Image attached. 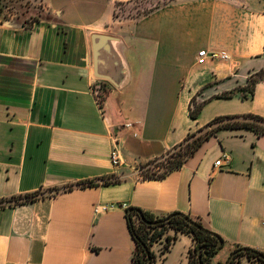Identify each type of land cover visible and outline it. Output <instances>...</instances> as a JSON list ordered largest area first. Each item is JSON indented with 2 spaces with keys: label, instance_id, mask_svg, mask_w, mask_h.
<instances>
[{
  "label": "crops",
  "instance_id": "crops-1",
  "mask_svg": "<svg viewBox=\"0 0 264 264\" xmlns=\"http://www.w3.org/2000/svg\"><path fill=\"white\" fill-rule=\"evenodd\" d=\"M26 1L39 20L28 25L36 11L0 20V199L45 196L0 206V264H133L129 205L180 211L220 235L209 264L237 245L264 252V135L221 128L163 178L127 174L216 116L264 117V80L246 98L238 89L264 70V0H167L137 16L116 15L133 0ZM201 49L228 59L199 60ZM102 84L100 106L92 89ZM193 98L202 102L195 118ZM108 176L121 181L76 185ZM193 245L190 233L169 228L152 242L151 264H190Z\"/></svg>",
  "mask_w": 264,
  "mask_h": 264
},
{
  "label": "trees",
  "instance_id": "trees-1",
  "mask_svg": "<svg viewBox=\"0 0 264 264\" xmlns=\"http://www.w3.org/2000/svg\"><path fill=\"white\" fill-rule=\"evenodd\" d=\"M11 0H0V20H7L5 14V8H10L8 2ZM41 17L39 11L31 13L28 18V25L39 20ZM264 80V70H259L248 77V82L245 86L239 87V90L244 91L242 94L243 98L251 96L253 94V89L256 81ZM102 91L108 92V89L104 84L101 85ZM105 93V95H106ZM232 92L223 93L221 96L229 97ZM105 95L101 96V104L104 101ZM195 103V105H194ZM194 106V107H193ZM202 106V102H195V99H191L189 105V116L195 118L199 113ZM221 128H247L253 130L258 135H264V117L258 114L245 113V114H227L219 115L208 121L202 127L189 133L187 137L178 145L171 148L164 154L158 157H154L147 161L150 165H160L162 170L155 171L151 168L143 169L141 174V179H159L163 178L171 170L179 168L184 160L191 155L200 144L215 134L217 130ZM192 138V139H191ZM173 149H176L175 151ZM145 167V166H144ZM121 181L120 177L108 176L101 179L100 182L94 180H84L77 183V186H96L98 184L109 185L114 183H119ZM74 185L65 186L61 190H69ZM60 189L50 190L52 194H55ZM45 196V192L41 190L34 191L23 196L17 195L12 196L7 199H0V206L5 203H25L37 200ZM125 216L127 219L128 228L135 241V248L133 250V264H147V261L154 259V253L150 246L153 241L160 237L166 230L172 228L175 232H186L190 233L194 240L193 247L189 250V262L190 264H199V258L197 255V250L201 247L200 259L202 264H209L210 258L213 256L223 244V240L220 235L207 229L202 225L199 220L193 219L187 214L180 211H172L165 215H156L152 212L141 209L140 207L129 205L125 207ZM173 237L166 236V247L169 241ZM221 240L222 243L217 246L218 241ZM234 253L230 264H236V262L241 257H247L251 259L254 264H264V252L248 246L237 245L231 251L230 255ZM229 255V256H230ZM216 263V264H225Z\"/></svg>",
  "mask_w": 264,
  "mask_h": 264
},
{
  "label": "rangeland",
  "instance_id": "rangeland-1",
  "mask_svg": "<svg viewBox=\"0 0 264 264\" xmlns=\"http://www.w3.org/2000/svg\"><path fill=\"white\" fill-rule=\"evenodd\" d=\"M165 1L167 0H133L130 3L124 4L120 8H118L116 11V15L117 16H137L140 14H145L151 11L152 9L156 8L157 6H159ZM8 5L10 6V8H5L4 10L7 16V20L11 18H15L17 16L21 17L22 19V17L24 18L27 16V13H29V11H36V9H38L37 7H33L32 5H30L26 0H11L10 2H8ZM27 20H29V18ZM100 92H103V95H105L106 93L105 91H102V89H100ZM195 102L198 103L197 101ZM173 150L175 151L176 149H173ZM147 167L155 171L162 170V167H160V165L159 166L153 165V163L148 165L147 161L135 162L129 168L130 172H128L127 174L132 175L134 179H140L141 170Z\"/></svg>",
  "mask_w": 264,
  "mask_h": 264
},
{
  "label": "built area",
  "instance_id": "built-area-1",
  "mask_svg": "<svg viewBox=\"0 0 264 264\" xmlns=\"http://www.w3.org/2000/svg\"><path fill=\"white\" fill-rule=\"evenodd\" d=\"M197 54H198L199 60L204 59V58H207L210 60H215V59L227 60L228 59L227 53L217 52V51H207L206 49L199 50ZM100 89H101L100 85H98V86H94L92 91H93V95L95 97V100L101 106V96H102L103 92H100ZM124 127L131 128V127H133V123L126 122V123H124ZM134 134H135V132H134ZM111 135H112L113 144H112V147L109 151V160H110V162L114 168H119L123 164V160L121 157V150H120L118 139L116 138V135L113 133H111ZM222 161H224V163H222ZM227 161H228V157L224 156L223 160H221V159L216 160L215 165L225 166ZM109 206L110 205H108V204L97 205V206H95L94 210H95V212H98L99 210L107 209ZM168 245H169V243H168Z\"/></svg>",
  "mask_w": 264,
  "mask_h": 264
},
{
  "label": "water",
  "instance_id": "water-1",
  "mask_svg": "<svg viewBox=\"0 0 264 264\" xmlns=\"http://www.w3.org/2000/svg\"><path fill=\"white\" fill-rule=\"evenodd\" d=\"M5 22L8 23V20H5ZM95 37H96V35L93 36V38H95ZM93 48H94V57L96 58V51H95V50H96V46L94 45ZM95 60H96V59H95ZM221 243H222V241L219 240L218 243H217L216 245L219 246ZM201 249H202V248L199 247L198 250H197V255H198V258H199V264H202V261H201V259H200ZM233 255H234V253H232V254L228 257V259L226 260V263H225V264H230V261L232 260ZM147 264H151V260H150V259L147 261Z\"/></svg>",
  "mask_w": 264,
  "mask_h": 264
}]
</instances>
